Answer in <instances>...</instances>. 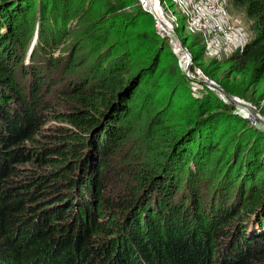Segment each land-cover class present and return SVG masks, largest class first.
<instances>
[{
  "label": "trees",
  "instance_id": "obj_1",
  "mask_svg": "<svg viewBox=\"0 0 264 264\" xmlns=\"http://www.w3.org/2000/svg\"><path fill=\"white\" fill-rule=\"evenodd\" d=\"M231 1L254 35L199 73L257 85L264 0ZM131 2L0 0V264H264V134L191 81ZM189 38L195 70L206 49ZM163 76L171 101L175 86L207 94L167 129L143 112Z\"/></svg>",
  "mask_w": 264,
  "mask_h": 264
},
{
  "label": "rangeland",
  "instance_id": "obj_2",
  "mask_svg": "<svg viewBox=\"0 0 264 264\" xmlns=\"http://www.w3.org/2000/svg\"><path fill=\"white\" fill-rule=\"evenodd\" d=\"M166 1L170 10L174 12V15L178 19L177 33L179 37L184 40L187 34H194L191 32H187L188 28L185 27V24L182 21V17L173 0ZM223 5L230 19H232L233 25L236 28L244 29L247 32L248 39L250 40L254 34L251 30V23L245 16L244 9L242 7L235 6L231 0H223ZM73 18L74 16L71 17L72 20ZM71 24L73 23L71 22ZM75 28L76 26L74 27V29ZM75 32L76 29L74 31V34L72 33V38L75 37ZM194 37L196 40H198L197 36ZM70 38L71 37L65 39L64 43L67 45L71 43ZM185 41L186 46H189L191 39L189 38ZM219 45L224 46L222 42H220ZM60 52L66 55L68 54L69 49H65V47L64 49L61 48ZM88 52H90V49L87 44H82V46H80V50L78 51V57L80 58L78 61L79 63L84 62V57L88 56ZM215 57L220 59L219 61L222 62V60H224L227 55L221 54L219 56H215L210 52L208 53L207 51H205V54L202 55V58L200 59V61H198V63L202 65H200V67H197L196 70H198V72L200 71V69L202 70L203 67ZM90 62L91 61L86 62V65H90ZM225 69L226 65H224L220 72ZM220 76V83H214L215 77L213 81L206 79L207 84H210L209 88L213 90L212 96L220 98V100L222 99V102L227 103L232 108L234 115L236 114L238 117H241L245 122H247L246 124L248 129L264 134V81L258 83L257 85H253L250 84V81L246 77L243 78L242 76L232 75L229 78L226 77L225 79H222L223 76ZM162 79L163 80L161 81H159L160 79L156 80L158 81L157 86H151L150 93H153V95L150 98H147L146 101H148V106L144 108L143 112L145 118H148V116H152L153 113V117L150 121L154 120V116H156L157 114L160 115L161 113H163L160 126L162 129H167L170 128L171 125L177 126L179 123H181V119L185 118L187 115L189 116V112L184 111L183 108L187 106L191 98L198 99V97H200L201 99L207 94H202V96L201 94H198V92H192L190 94L189 91H186V89L182 88L181 86H175L174 88H177V90L175 91V97H173V100L171 101L168 98L170 88L169 86L171 85L167 83V81H169V78L163 76ZM228 96L232 100H229ZM148 112L150 113V115H148ZM142 120L143 119L138 117L136 118V120H134L133 124V127L137 130V133L135 137L132 138L131 143H136L137 140L139 142L138 145H135V149H139L144 145H148V135L146 131L149 126V121H147L146 119L143 121ZM140 140L143 143L142 145L140 144Z\"/></svg>",
  "mask_w": 264,
  "mask_h": 264
},
{
  "label": "built area",
  "instance_id": "obj_3",
  "mask_svg": "<svg viewBox=\"0 0 264 264\" xmlns=\"http://www.w3.org/2000/svg\"><path fill=\"white\" fill-rule=\"evenodd\" d=\"M133 2L142 12L152 17L157 35L166 39L179 55L183 73L191 81L209 86L206 79L196 69L193 70V56L191 60L189 49L177 33L178 19L170 10L167 1L133 0ZM173 2L185 27L188 28L187 32L199 35L208 53L219 56L240 52L249 41L247 32L233 25L224 8L223 0H173ZM220 42L224 46L219 45ZM188 66L190 73L187 71Z\"/></svg>",
  "mask_w": 264,
  "mask_h": 264
},
{
  "label": "water",
  "instance_id": "obj_4",
  "mask_svg": "<svg viewBox=\"0 0 264 264\" xmlns=\"http://www.w3.org/2000/svg\"><path fill=\"white\" fill-rule=\"evenodd\" d=\"M188 54H189L190 59L192 60V55L189 52H188ZM187 71L190 73V66H188ZM228 98H229V100H232L229 96H228Z\"/></svg>",
  "mask_w": 264,
  "mask_h": 264
}]
</instances>
